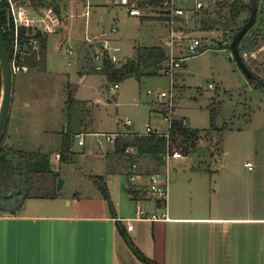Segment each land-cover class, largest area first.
I'll list each match as a JSON object with an SVG mask.
<instances>
[{"label": "rangeland", "instance_id": "obj_1", "mask_svg": "<svg viewBox=\"0 0 264 264\" xmlns=\"http://www.w3.org/2000/svg\"><path fill=\"white\" fill-rule=\"evenodd\" d=\"M58 1L64 5L63 12L66 16L69 14L70 20V15L74 12L70 10L71 6L74 2L83 0ZM220 2L223 0L219 1L208 15V19L216 21L214 29L203 30L199 25L202 14L187 24L188 35L209 39V47L204 53L189 57L183 62L182 67L174 71L175 78L163 73L161 76L147 77L141 83L136 78L127 79L120 85L122 87L119 91L120 99L117 101L112 97L109 88H106L107 82L101 75H92L84 86L78 84L77 71L80 69L78 44L72 39L63 44L65 39L61 33L50 35L43 61L35 58L36 62L41 63L40 70L24 78L15 75L17 85H14L11 116L1 145L6 149L25 153L51 154L52 163L47 173L39 174L33 171L29 176L31 181L29 183L22 171L15 172L13 169L1 171L0 206L5 205L12 194L16 203L20 201L19 194L24 197L26 195L27 199L21 198L20 204L26 200L27 203L46 200L47 204H51L50 199H54L60 193H67L72 198L81 190L80 185L87 188L88 184H92V180L82 174L99 175L107 163L111 169L120 168L122 171L123 167L124 171L120 175L124 183H128L127 173L131 169L130 165L132 166L134 162L139 163L140 159L114 154L108 161L104 160L103 155L106 156L110 150H116L117 147L108 146L102 151L96 146L97 139L92 133L85 135L86 146H80V139L74 138L75 161L67 163L55 161L60 154L63 133L69 123L67 104L70 85L77 88L76 99L80 104L74 109V119L81 118L83 127L87 125L91 132L93 129L98 132L123 129L126 119L133 121L135 127L132 131L141 134L146 133L148 124L153 128L167 131L169 125L156 110L157 103L160 102L158 95L163 92L170 94L172 83L175 87V118L185 116L190 120L192 127L202 131L211 127V117L214 115L215 126L221 130L225 129L220 150H217L216 145L221 134L216 131L212 133L211 140H202L193 154L178 162H172L170 176L177 171L175 168L177 164L181 166L194 164L197 167L203 164L211 168L223 164L239 166L252 160L257 166L264 164V88L247 79L233 60L234 56L230 51L217 47V44L223 43L221 39L227 38L229 34L233 36L236 30L244 26L249 15L242 14L235 23L230 18L229 11L218 6ZM92 3L100 5L99 11L106 16V24L102 28L105 29V33L118 25L119 33L115 36L121 39L119 42L126 54L134 57L154 48L165 50L169 33L166 24L159 19L130 17L125 7H111L107 0H92ZM263 18L259 14L257 24L251 33L257 30ZM260 31L261 34L258 35L264 39V29ZM262 44L258 50L244 53L248 55V59L244 58L245 61L252 68L257 65L253 58L257 57ZM69 47L75 52L73 60L66 53V48ZM82 58L81 64L88 66L89 63L96 64L93 56L85 52ZM69 62L72 65H69ZM260 68L259 77L264 80V66L261 65ZM83 75L81 68L79 78ZM211 85L213 87H210ZM94 100L99 101L100 107L91 103ZM95 110L98 111L92 114L91 111ZM177 112L181 116L177 115ZM213 153L215 155H212ZM98 191L97 193L104 198L103 192L99 189ZM79 201L84 204L89 199L80 196ZM16 209L20 211L22 206L18 205Z\"/></svg>", "mask_w": 264, "mask_h": 264}, {"label": "crops", "instance_id": "obj_2", "mask_svg": "<svg viewBox=\"0 0 264 264\" xmlns=\"http://www.w3.org/2000/svg\"><path fill=\"white\" fill-rule=\"evenodd\" d=\"M83 1L74 2L71 6L70 10L74 12L70 20L60 2L63 26L58 33L64 36L63 44L72 39L79 46L78 84L84 86L92 75L98 74L104 77L108 88L111 83L105 75L90 72L88 64H81L84 52L92 56L108 40L122 47L121 64L141 58L139 55L131 57L126 54L119 42L121 39L111 30L105 33L102 28L106 24V16L99 11L100 5L92 3V0ZM111 2L107 0L108 5L115 7ZM135 3L142 9L143 15L130 17L160 18L159 8L151 5L149 0H136ZM259 14L264 17V0H259ZM262 28L264 18L254 32L261 34ZM49 36L40 39L39 54L42 61ZM164 49L168 56L167 48ZM144 59L148 60L146 65L158 60L149 58V55ZM253 60L255 65L264 66V42ZM28 61L31 71L18 74L23 78L41 68V63L36 62L35 57ZM168 66L169 61L161 66L158 76L163 73L167 75ZM81 68L84 75L79 78ZM144 79L147 77L137 80L141 83ZM120 89L116 94L112 93L116 101L120 99ZM91 103L100 107L98 100ZM181 117L188 120L185 116ZM188 122L190 125V120ZM190 127L196 129L192 125ZM66 130L67 127L64 132ZM81 131L94 135L123 132L126 129L117 128L108 132L93 129L91 132L85 125ZM114 154L139 158V168L144 175L162 170L161 160L151 155L140 157L116 149L103 155V159L108 161ZM249 162L253 163L252 169L245 164H223L216 168L203 164L199 167L177 164V171L171 176L168 218L136 220L132 231L127 230V220L136 218L137 203L129 193L128 183H124L120 175L124 171L123 167L122 171L120 168L111 169L107 163L99 175L83 173V176L92 180L93 186L88 184L86 188L80 185L81 190L72 197L74 199L67 193H60L54 199L47 200L51 204H47L46 200L36 201L38 203H27L26 200L20 204L23 195H18L20 201L16 203L12 194V200L10 198L5 205L0 206V264H145L130 248L127 238L156 264H264V164L257 166L254 160ZM130 174L131 169L127 177ZM93 177L103 179L109 188L116 216H113L109 202L97 193L99 187ZM80 196H85L89 201L81 204ZM18 205L22 206L20 211L14 214L9 212ZM147 208L150 209V206ZM158 213L162 214L163 211ZM119 224L127 238L120 232Z\"/></svg>", "mask_w": 264, "mask_h": 264}, {"label": "built area", "instance_id": "obj_3", "mask_svg": "<svg viewBox=\"0 0 264 264\" xmlns=\"http://www.w3.org/2000/svg\"><path fill=\"white\" fill-rule=\"evenodd\" d=\"M89 1V0H88ZM136 0H112L111 5L115 7H125L130 16L143 15L142 9L135 3ZM221 1V0H219ZM218 0H165L163 7L159 8L160 17L164 18V23L168 28L169 39L165 42L169 58L168 74L174 76V71L182 67V63L189 57L198 55L200 49L208 48L209 39L198 38L188 35L187 24L197 14L213 10L217 5ZM225 1V0H223ZM5 3L7 9V26H9L8 33L10 34L11 46L9 49L12 70L16 74H28L31 71L28 60L35 57L38 61L41 60L39 54L41 45L40 39L49 35L57 34L63 26V16L60 10L53 6L39 7L40 2H33V0H0V4ZM48 4V0H47ZM119 31L118 25L111 29L112 34H117ZM230 36V34L228 35ZM211 41V40H210ZM222 44L227 45L228 39H221ZM123 49L119 45H113L110 41H104L103 45L93 53V59L96 71L103 70V64L106 57L113 63L119 64L121 53ZM67 55L71 56L73 60V48H66ZM35 55V56H34ZM244 58L248 59V55L244 54ZM69 65H72L69 62ZM176 72V71H175ZM210 87H213L212 85ZM109 91L116 94L121 88L120 83L111 84ZM175 87L172 83L170 94L165 92L158 95L160 100L157 103L156 112L160 114L165 122L169 125L167 131H162L153 128L150 124L146 126V133L141 134L132 131L135 127L131 119H126L124 127L126 131L116 133L94 134L97 142L96 146L102 151L108 146H115L118 142L126 137L134 136H151L166 138L167 150L163 153L162 170L152 172L150 174H143L140 171L139 163H133L131 166V174L128 175L129 191H132V197L136 204V218L127 220V230L134 229L136 220H161L167 219V210L170 195V164L178 162L187 157L184 154V147L179 148L172 139L174 128V98ZM153 94V93H150ZM184 125L188 126L187 119L184 120ZM86 133L78 134L79 145L86 144ZM88 135V134H87ZM127 154H136L138 152L134 149L126 151ZM61 160L60 154L55 158L59 163ZM245 165L249 169L253 168L252 162H246ZM146 205V206H145ZM150 206V209L147 208ZM163 211L162 214L158 213Z\"/></svg>", "mask_w": 264, "mask_h": 264}, {"label": "trees", "instance_id": "obj_4", "mask_svg": "<svg viewBox=\"0 0 264 264\" xmlns=\"http://www.w3.org/2000/svg\"><path fill=\"white\" fill-rule=\"evenodd\" d=\"M40 2L39 7H46V6H53L55 9L60 10V2L58 0H33L36 2ZM151 5L156 6V8H162L165 0H149ZM222 9H227L229 11L230 18L233 22L236 23V20L244 13H248L249 17L246 20L244 26H246L253 15L256 14V21L250 30L245 33V35L239 38L240 32L244 29V26L236 30L233 36H227L228 44H217V47L226 49L230 51L234 56V61L238 65V67L243 71L244 75L251 83H257L259 87L264 88V80L259 77L260 73V66L257 65L255 68H252L248 62L245 61L243 54L244 53H252L260 48L263 39L259 33L253 32L251 30L257 23V19L259 16V0H257V8H254L253 0H249L248 2L245 0H234L233 2L230 1H223L218 4ZM219 7V8H220ZM6 4H0V29L4 35L6 44L10 49L11 42H10V34L8 33L7 26V9ZM202 19L199 25L205 29V31H210L214 29L216 26L215 20L208 19V15L210 14L209 11H205L201 13ZM200 15V14H197ZM196 15V16H197ZM195 16V17H196ZM161 21H164V18H159ZM199 22V21H198ZM255 33V34H254ZM45 46L43 45V49ZM208 48L200 49L198 55L201 54L203 51H206ZM149 55V58L158 59L155 62L150 63V65H146V59ZM141 59H134L129 60L126 64H115L113 63L108 57L105 58L103 64L102 71H96L95 66L92 63H89V71L93 73H101L105 75L111 84L121 83L126 81L130 78H136L138 80L143 79L144 77H153L158 76L160 73L158 72L161 69V66L164 63L169 61V58L165 52L158 48H154L153 50H148L144 54H139ZM29 63V61H28ZM156 67V70L153 68ZM160 67V68H159ZM159 68V69H158ZM168 69L166 70V73ZM2 79H1V69H0V99H1V87H2ZM68 126L66 132L63 133L62 138V145L60 148V156L61 162L67 163L75 161V154L73 152V145H74V138L80 134L83 128V120L78 118L77 120L74 119V109L79 104L78 100L76 99L77 88L72 87L71 85L68 86ZM80 105V104H79ZM185 118L177 117L174 119V128L172 133L173 141L178 144L179 148L184 147V154L189 156L190 154L195 152L199 141L201 139H208L211 140V135L213 132H216L218 128L215 126L214 122V115L211 117V127L207 130H196L192 129L190 125H184ZM225 129H219L221 134L220 141L216 145L217 150H220V145L223 144L224 139V132ZM117 150L123 153H126L129 149H134L138 152L140 157L142 156H156L159 160H161V166H163V153L167 150V140L166 138L157 137L155 135L151 136H134L132 139L124 138L116 145ZM212 155H215L214 153ZM51 154H43L41 152L38 153H25L20 150H11L6 149L3 145H0V172L3 170H11L13 169L15 172L22 171L25 180L27 183L29 181V176L34 171V173L44 174L49 172L51 166ZM94 182L99 187V190L103 192V196L107 202H109L110 210L113 216H116V211L114 207V202H112L111 195L109 188L107 187L106 183H103V179L98 177L92 178ZM132 194V191H129ZM24 197V196H23ZM27 199L26 195L24 197ZM1 211V210H0ZM10 213H17V209L9 210ZM119 230L123 234L124 237L127 238V235L124 232V229L121 224H119ZM127 241L130 248L133 252L137 255V257L144 261L145 264H156L154 261L149 260L145 255L138 249L137 246L133 243V241L127 238Z\"/></svg>", "mask_w": 264, "mask_h": 264}, {"label": "water", "instance_id": "obj_5", "mask_svg": "<svg viewBox=\"0 0 264 264\" xmlns=\"http://www.w3.org/2000/svg\"><path fill=\"white\" fill-rule=\"evenodd\" d=\"M254 8H257V0H253ZM256 14L253 15L249 23L240 32L239 38L247 33L256 21ZM0 69H1V99H0V145L5 136L9 119L11 116V109L13 104V93L15 75L12 70L11 57L9 48L6 44L4 35L0 29Z\"/></svg>", "mask_w": 264, "mask_h": 264}]
</instances>
